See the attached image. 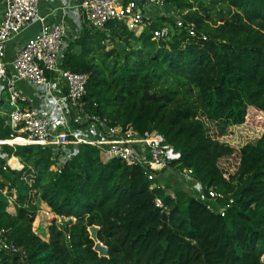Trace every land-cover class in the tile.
Masks as SVG:
<instances>
[{"label": "trees", "instance_id": "trees-1", "mask_svg": "<svg viewBox=\"0 0 264 264\" xmlns=\"http://www.w3.org/2000/svg\"><path fill=\"white\" fill-rule=\"evenodd\" d=\"M166 1L206 40L173 27L165 45L151 39L153 27L137 35L121 21L103 29L84 21L63 66L88 75L86 99L96 113L114 126L162 133L180 152L177 169H191L232 205L220 216L182 186L173 196L150 189L140 167L106 160L91 145L72 146L57 172L50 148L2 144L0 225L18 250L0 252V264H264V134L235 149L202 121L240 125L249 107L264 112V0ZM10 135L0 117V140ZM8 159L23 167L9 168ZM226 159L234 172L219 165ZM38 202L56 216L47 239L32 230ZM66 221L68 234L60 229ZM91 226L106 255L94 250Z\"/></svg>", "mask_w": 264, "mask_h": 264}, {"label": "built area", "instance_id": "built-area-1", "mask_svg": "<svg viewBox=\"0 0 264 264\" xmlns=\"http://www.w3.org/2000/svg\"><path fill=\"white\" fill-rule=\"evenodd\" d=\"M71 1L82 22L95 29H103L108 21L117 20L137 35L153 27L151 39L163 41L165 45L174 33L173 27L184 30L192 40H206V35L196 30L193 21L185 20L186 11L166 0ZM39 2L0 0V92L6 93L5 103L0 94V117L11 129L10 138L0 140V145L48 147L54 159L51 169L57 172L71 157L72 146L91 145L100 150L106 160L140 167L150 182V189L161 188L168 194L171 187L166 185L164 176L173 173L180 180L188 179L194 186L197 183L196 197L208 210L224 216L233 198L225 199L224 194L202 185L191 169H177L180 152L166 142L162 133L114 126L106 116L94 111L96 103L86 99L88 75L63 66L68 44L82 25L70 32L63 21L48 23L40 13ZM35 23L40 24L39 31L28 37L7 60V42ZM18 82L36 89V104L18 87ZM18 138L22 142H14ZM8 167L21 169L23 166L14 168L9 164ZM155 205L163 206L161 198H155ZM52 217L56 219L54 213ZM7 233L8 229L0 225V252H15L18 247Z\"/></svg>", "mask_w": 264, "mask_h": 264}, {"label": "rangeland", "instance_id": "rangeland-1", "mask_svg": "<svg viewBox=\"0 0 264 264\" xmlns=\"http://www.w3.org/2000/svg\"><path fill=\"white\" fill-rule=\"evenodd\" d=\"M111 47V42L107 40L106 48L108 49ZM5 97L6 93L3 92V98ZM202 121L206 128L207 134L221 142L229 144L235 149H238L247 142L254 141L256 138L260 137L261 134H264V112L257 111L253 107H249L245 121L240 125H232L225 122L215 123L205 118H202ZM7 165L9 166V163H7ZM219 165L227 171V174L234 172L235 162L232 159L221 160ZM164 179L166 181V185L171 187V191L168 190V194L173 195L175 192L174 190L179 186H182V190H185L190 195H195L196 190L194 188L198 186L197 183L194 186V184L188 179H186L187 181L180 180L181 178L177 177L176 173H173L170 176H164ZM10 198L12 202L15 200V196L13 194ZM38 204L39 209L32 222V230L39 234L41 238L47 239L48 235L46 227L53 221L56 223V219L52 221L53 213L49 210V207L44 202H38ZM8 210L10 212L14 211L13 203L10 204ZM68 224L69 221H66L64 223L65 227L60 228L66 234H68V231H65ZM262 260L264 261V255L262 256Z\"/></svg>", "mask_w": 264, "mask_h": 264}, {"label": "crops", "instance_id": "crops-1", "mask_svg": "<svg viewBox=\"0 0 264 264\" xmlns=\"http://www.w3.org/2000/svg\"><path fill=\"white\" fill-rule=\"evenodd\" d=\"M75 1V0H73ZM74 2L71 0H40V13L46 18L47 22L63 21L69 28L70 32L82 25V19L79 18L77 10L73 7ZM40 29V24L35 23L29 26L23 33L9 40L6 44L5 57L7 60L11 59L18 47L23 42L35 34ZM18 87L29 96L32 104H36L37 96L36 89L31 88L24 82H18ZM1 99L5 103L3 93L0 92ZM16 158V157H15ZM18 159V158H16Z\"/></svg>", "mask_w": 264, "mask_h": 264}, {"label": "water", "instance_id": "water-1", "mask_svg": "<svg viewBox=\"0 0 264 264\" xmlns=\"http://www.w3.org/2000/svg\"><path fill=\"white\" fill-rule=\"evenodd\" d=\"M151 97H153V96H151ZM4 107L10 109V107L6 104H4ZM53 220H54V217L52 218V221ZM97 230H98V227H96V226H91L89 228L90 235L94 241V250L97 251L99 253V255H106L107 254V248H106V246L103 245V243L101 241L98 240Z\"/></svg>", "mask_w": 264, "mask_h": 264}, {"label": "bare ground", "instance_id": "bare-ground-1", "mask_svg": "<svg viewBox=\"0 0 264 264\" xmlns=\"http://www.w3.org/2000/svg\"><path fill=\"white\" fill-rule=\"evenodd\" d=\"M17 141H19V142H22V140L20 139V138H18V139H16Z\"/></svg>", "mask_w": 264, "mask_h": 264}]
</instances>
